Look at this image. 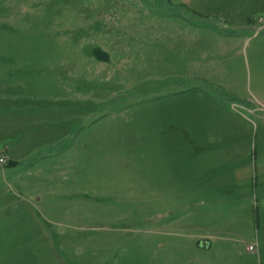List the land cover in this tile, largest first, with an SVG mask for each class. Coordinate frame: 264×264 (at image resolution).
Segmentation results:
<instances>
[{
	"label": "rangeland",
	"instance_id": "rangeland-1",
	"mask_svg": "<svg viewBox=\"0 0 264 264\" xmlns=\"http://www.w3.org/2000/svg\"><path fill=\"white\" fill-rule=\"evenodd\" d=\"M261 13L0 0V264H264Z\"/></svg>",
	"mask_w": 264,
	"mask_h": 264
},
{
	"label": "built area",
	"instance_id": "built-area-1",
	"mask_svg": "<svg viewBox=\"0 0 264 264\" xmlns=\"http://www.w3.org/2000/svg\"><path fill=\"white\" fill-rule=\"evenodd\" d=\"M258 21H259V28H256L257 29V32H260V31H263L264 29V13H261L258 15ZM7 161V158H6V154L3 152L2 149H0V166L4 165ZM256 246L254 245H248V249L249 250H254Z\"/></svg>",
	"mask_w": 264,
	"mask_h": 264
},
{
	"label": "crops",
	"instance_id": "crops-1",
	"mask_svg": "<svg viewBox=\"0 0 264 264\" xmlns=\"http://www.w3.org/2000/svg\"><path fill=\"white\" fill-rule=\"evenodd\" d=\"M249 18H251V16H250ZM249 18H248V19H249ZM246 23H248V21H246ZM249 23H250V22H249ZM248 25H249V24H248ZM250 26H252V25L250 24ZM252 28H253V27H252ZM255 32H256V30H255ZM261 32H262V31H261ZM263 32H264V30H263ZM262 38L264 39V36H263ZM203 244H205V245L211 247V243H210L209 241L204 242Z\"/></svg>",
	"mask_w": 264,
	"mask_h": 264
}]
</instances>
